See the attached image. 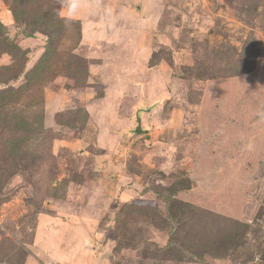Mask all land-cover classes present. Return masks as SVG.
<instances>
[{"label":"rangeland","instance_id":"rangeland-1","mask_svg":"<svg viewBox=\"0 0 264 264\" xmlns=\"http://www.w3.org/2000/svg\"><path fill=\"white\" fill-rule=\"evenodd\" d=\"M70 2L0 0V264H264V0Z\"/></svg>","mask_w":264,"mask_h":264},{"label":"clouds","instance_id":"clouds-1","mask_svg":"<svg viewBox=\"0 0 264 264\" xmlns=\"http://www.w3.org/2000/svg\"><path fill=\"white\" fill-rule=\"evenodd\" d=\"M62 7L64 6L63 0H61ZM80 9V0H71L67 5V17L71 19Z\"/></svg>","mask_w":264,"mask_h":264},{"label":"trees","instance_id":"trees-1","mask_svg":"<svg viewBox=\"0 0 264 264\" xmlns=\"http://www.w3.org/2000/svg\"><path fill=\"white\" fill-rule=\"evenodd\" d=\"M141 110V108H139Z\"/></svg>","mask_w":264,"mask_h":264}]
</instances>
